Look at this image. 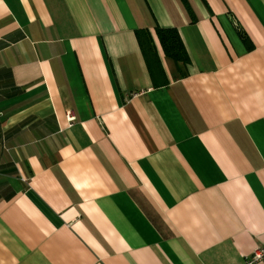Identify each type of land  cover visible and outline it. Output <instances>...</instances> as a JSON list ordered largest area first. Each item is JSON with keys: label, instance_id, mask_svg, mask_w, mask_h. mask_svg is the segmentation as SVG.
I'll return each instance as SVG.
<instances>
[{"label": "crops", "instance_id": "obj_1", "mask_svg": "<svg viewBox=\"0 0 264 264\" xmlns=\"http://www.w3.org/2000/svg\"><path fill=\"white\" fill-rule=\"evenodd\" d=\"M263 244L264 0H0V264H246Z\"/></svg>", "mask_w": 264, "mask_h": 264}, {"label": "trees", "instance_id": "obj_2", "mask_svg": "<svg viewBox=\"0 0 264 264\" xmlns=\"http://www.w3.org/2000/svg\"><path fill=\"white\" fill-rule=\"evenodd\" d=\"M156 33L165 54L180 65L181 74L185 75L189 57L177 30L175 28H157ZM241 36L248 45L243 34ZM136 38L152 78L162 74L163 70L150 34L146 30L138 29L136 30Z\"/></svg>", "mask_w": 264, "mask_h": 264}, {"label": "built area", "instance_id": "obj_3", "mask_svg": "<svg viewBox=\"0 0 264 264\" xmlns=\"http://www.w3.org/2000/svg\"><path fill=\"white\" fill-rule=\"evenodd\" d=\"M75 120V117L73 115H69L67 117L68 125H72L73 121ZM264 260V244L261 246H258L251 256H249L246 259V264H259L261 261Z\"/></svg>", "mask_w": 264, "mask_h": 264}]
</instances>
